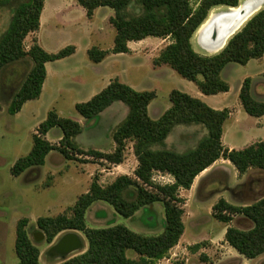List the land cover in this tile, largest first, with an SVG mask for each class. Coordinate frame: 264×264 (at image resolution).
Returning <instances> with one entry per match:
<instances>
[{
  "label": "trees",
  "instance_id": "trees-1",
  "mask_svg": "<svg viewBox=\"0 0 264 264\" xmlns=\"http://www.w3.org/2000/svg\"><path fill=\"white\" fill-rule=\"evenodd\" d=\"M85 10L87 18L94 11L107 7L113 11L109 23L115 29L113 47L102 50L91 47L88 59L101 63L110 53H129L128 43L140 42L146 38L169 39L170 42L155 58V66H167L181 78L192 82L200 93L215 96L229 92V85L221 79V72L230 63L246 65L249 61L264 55V8L253 15L235 33L224 48L214 55L197 53L191 40L217 7L236 8L240 0H75ZM45 0H0V11L6 10L10 17L6 28L0 34V90L1 74L11 64L29 59L31 67L19 87L7 103L9 115H16L23 106L40 97L46 79L47 63L72 56L76 48L66 46L56 53H48L35 40L26 49L25 39L40 29V18ZM156 98L155 91H135L115 79L107 87L86 102L77 103L75 110L86 123L96 119L113 103L121 102L128 112L124 120L112 133L114 149L109 153L93 149L83 150L75 142L82 126L69 118L49 111L32 137L30 152L17 159L10 169L12 177L41 168L46 157L53 151L59 152L68 161L86 163L78 157L103 159L118 166L125 160L128 143H132L137 161L134 178L118 176L107 186L91 182L86 193L80 195L69 214L53 217H39L36 227L47 244L65 231L80 232L87 240V249L60 264H156L166 258L171 249L178 245L184 233L183 215L185 200L181 190H190L194 180L218 160L228 161L239 176L249 169L264 172V141H256L241 149H228L222 144L223 127L229 118V110H215L202 100L179 90L169 93L171 106L158 119L149 115V105ZM238 99L244 112L255 118L264 116V100L252 95L251 79L242 82ZM179 125H198L206 129L194 147L182 152L161 148L162 144ZM54 128L61 132L57 146L45 139ZM156 174L167 175L172 183L156 184ZM95 202H104L123 218H131L143 208L161 203L164 211L163 231L156 236L136 233L124 226L105 228L87 227L85 217ZM214 217L228 224L232 217L241 216L252 223L248 230L228 227L224 241L246 259H256L264 254V196L247 206H236L220 199L214 206ZM148 224L155 222L146 216ZM28 219L17 222L15 232V254L18 264H40V250L29 238L26 226ZM201 244L189 249L197 252ZM133 251L137 259H129L127 251Z\"/></svg>",
  "mask_w": 264,
  "mask_h": 264
},
{
  "label": "rangeland",
  "instance_id": "rangeland-1",
  "mask_svg": "<svg viewBox=\"0 0 264 264\" xmlns=\"http://www.w3.org/2000/svg\"><path fill=\"white\" fill-rule=\"evenodd\" d=\"M244 1L240 0V4ZM191 3L195 7L197 1L192 0ZM60 8L67 10L64 16H55L53 11ZM227 10L226 7H217L210 13ZM45 11L41 29L25 39V48L28 49L36 40L48 53H56L69 45L75 46L76 52L73 57L56 65L59 67L57 71L66 75L61 77V83H54L52 78H49L47 89L42 95L28 102L16 115L7 113V103L28 73L31 62L24 59L8 65L1 74L0 264H18L14 249L15 232L17 222L23 218L28 219L26 230L30 240L40 250V264H60L82 253L85 249L82 242L87 244L82 233L65 231L51 244H47L44 237L41 238L36 220L39 217L69 214L68 209L80 195L86 193L95 177L102 186L109 185L121 175L134 178L135 159L129 151L132 146L130 143L126 146L125 160L119 168L103 159L78 157L86 163L68 161L59 152L53 151L46 164L38 171L28 170L19 177H12L10 174L14 162L30 152L33 134L37 133L38 125L52 110L81 124L82 131L75 138L79 148L111 152L114 149L112 133L126 117L127 106L115 102L96 119L86 123L75 110V104L85 102L115 79L138 92H156V98L149 105V114L152 117L154 112H165L170 108L169 93L175 89L190 96L197 94L206 104L220 103L214 107L229 109L232 116L224 124L222 139L227 147L241 149L256 141H264V117L248 116L238 99L242 82L250 78L252 95L258 100H264V61L254 59L246 65L228 64L221 72V79L230 87L228 94L206 96L200 93L192 82L181 78L169 67L155 66V58L168 45L169 39L150 37L146 38L144 43L133 42L130 45V53H110L99 66L88 59L87 50L91 47L107 51L112 49L115 29L109 23V18L113 16V11L101 7L89 19L85 10L75 0H45ZM9 17L8 11H0V34L6 28ZM50 19L53 20L51 25ZM46 23L50 26H46ZM191 43L199 54H216L203 50L198 44L196 34ZM210 98L214 99L210 101ZM59 134L60 130L54 128L45 139L57 146ZM205 135L206 129L201 126L179 125L173 129L161 148L182 152L194 147ZM153 181L164 185L172 180L167 175L156 174ZM196 186L195 195L183 206L182 220L185 229L180 243L171 249L166 258L156 264H264V254L256 259H246L225 244L223 238V233L228 227L248 230L252 223L241 216H235L230 223L224 224L215 219L213 211V206L220 199L232 205L247 206L263 197L264 172L249 169L246 174L239 176L231 164L219 161L207 177L197 181ZM148 215L155 219L154 223H147V220H151L146 218ZM85 221L89 228L121 225L142 235L156 236L163 231L164 211L161 203H155L126 219L118 215L110 205L95 202L88 209ZM67 234L76 235L80 247L74 252L63 254L56 246ZM195 244H201L202 247L197 252H192L189 248ZM126 255L129 259H137L136 253L131 250L127 251Z\"/></svg>",
  "mask_w": 264,
  "mask_h": 264
},
{
  "label": "bare ground",
  "instance_id": "bare-ground-1",
  "mask_svg": "<svg viewBox=\"0 0 264 264\" xmlns=\"http://www.w3.org/2000/svg\"><path fill=\"white\" fill-rule=\"evenodd\" d=\"M263 4L264 0H245L227 12L210 13L196 33L198 44L208 53L221 51Z\"/></svg>",
  "mask_w": 264,
  "mask_h": 264
},
{
  "label": "crops",
  "instance_id": "crops-1",
  "mask_svg": "<svg viewBox=\"0 0 264 264\" xmlns=\"http://www.w3.org/2000/svg\"><path fill=\"white\" fill-rule=\"evenodd\" d=\"M98 9H96L95 11H94V14H95V12L97 11ZM67 10L65 9V8H60V9H55V11H53V14L55 15V16H57V15H59V14H64L65 12H66ZM45 4H44V10H43V12H42V14H41V18H40V29H41V26H42V23H43V20H44V14H45ZM86 14V13H85ZM94 14H93V16H94ZM64 16V15H63ZM87 17V16H86ZM45 22H47L48 23V21H46L45 20ZM51 22L53 23V20L52 19H50V21H49V24L51 25ZM46 23V24H47ZM49 24H47L46 26H48ZM49 25V26H50ZM39 29V30H40ZM30 35H32V34H30ZM28 37V36H27ZM144 42H146L145 40H143V41H140L139 43H144ZM136 43H138V42H136ZM131 44H133V42H130V43H128V47H129V53L131 52V48H130V45ZM75 47V46H74ZM76 48V47H75ZM76 52V51H75ZM75 55V53L72 55V56H70V57H68V58H65V59H63V60H66V59H69V58H71V57H73ZM106 59V58H105ZM104 59V60H105ZM63 60H60V61H56V62H51V63H47L46 65H45V68H46V79H45V82H44V84H43V87H42V91H41V95H42V93H43V91L45 90V89H47V81H48V79L49 78H52V80L54 81V83H57V84H60L61 83V79L63 78V77H65L66 75H64V74H62L61 72H59V71H57V68H59L58 66H56V65H58L57 63H59V62H61V61H63ZM104 60L101 62V63H98V64H95V65H101L103 62H104ZM259 61H264V55L262 56V58H260V59H258ZM94 64V63H93ZM248 64V63H247ZM99 69V68H98ZM262 74L264 75V71L262 72ZM62 77V78H61ZM108 85V84H107ZM107 85L105 86V87H107ZM105 87H103L101 90H103ZM51 90V89H50ZM100 90V91H101ZM99 91V92H100ZM98 92V93H99ZM97 94V93H96ZM95 94V95H96ZM226 94H228V93H224V94H218V95H215V96H212V97H217V96H219V95H226ZM94 96V95H93ZM93 96H91L89 99H91ZM192 97H195V98H200V100H202V101H204V102H206L203 98H201L199 95H197V94H194ZM88 99V100H89ZM214 98H210V101L211 100H213ZM88 100H86V101H88ZM85 101V102H86ZM30 102V101H29ZM28 103V102H27ZM27 103L23 106V107H25L26 105H27ZM77 104V103H76ZM75 104V105H76ZM209 106H211L212 108H214L215 110H222L221 108H219V107H214V106H218V105H220V103L219 102H214V103H212V105H211V103L209 104V103H207ZM113 105V104H112ZM111 105V106H112ZM110 106V107H111ZM23 109V108H22ZM149 109V108H148ZM224 109H227V108H224ZM229 110V109H228ZM240 111V110H239ZM21 112V111H20ZM19 112V113H20ZM19 113H17V114H19ZM164 112H154V117H152L150 114V117L152 118V119H158L162 114H163ZM241 113V112H240ZM59 115V114H58ZM60 116V115H59ZM232 116V114L230 113L229 114V117H231ZM62 117V116H61ZM264 117V116H263ZM263 117H261V118H263ZM65 118V117H64ZM80 124V123H79ZM81 125V124H80ZM49 134V133H48ZM48 134L46 135V137L48 136ZM61 139V134H59V136H58V141ZM222 139H223V136H222ZM131 145H132V143H130ZM222 144H223V146L225 147V148H228V149H234L233 147H227L226 145H224V143H223V141H222ZM93 150H96V149H93ZM96 151H98V150H96ZM113 151V150H112ZM130 151V153H131V156L135 159V168H136V166H137V161H136V158H135V156H134V154H133V149H132V146H131V149L129 150ZM99 152H101V151H99ZM104 153V152H103ZM52 154V152L51 153H49V155L46 157V160H45V164H46V161H47V159H48V157L50 156ZM219 161H223L224 163H227L228 165L230 164L228 161H224V160H218L217 162H215L211 167H209L208 169H206L205 171H203L199 176H197L196 177V179L194 180V183H193V185H192V187H191V189L190 190H181L180 192H179V195H180V197H182L184 200H185V205L189 202V200H190V197H192L193 195H195V191H196V183H197V181H199L200 179H204L205 177H207L208 175H209V173H210V171L212 170V169H214L216 166H217V163H219ZM122 165V164H121ZM121 165H118L117 166V168H119ZM39 170V168H36V169H31V170H29V171H38ZM30 172V173H31ZM235 172H236V170H235ZM25 173V172H24ZM23 173V174H24ZM237 173V172H236ZM87 191H88V189H87ZM86 191V192H87ZM184 205V206H185ZM224 234H225V232L223 233V238H224ZM77 237V236H76ZM78 238V237H77ZM179 243H180V241H179ZM82 244H83V247L85 246V249L83 250V252L87 249V244L86 245H84V243L82 242ZM225 244H226V242H225ZM82 252V253H83Z\"/></svg>",
  "mask_w": 264,
  "mask_h": 264
},
{
  "label": "water",
  "instance_id": "water-1",
  "mask_svg": "<svg viewBox=\"0 0 264 264\" xmlns=\"http://www.w3.org/2000/svg\"><path fill=\"white\" fill-rule=\"evenodd\" d=\"M227 9L231 10L233 8H227ZM227 11H225V12H227ZM41 238H43V235H41ZM56 247L62 248L63 254H68V253L76 251L80 247V242H79V239L76 237V235L67 234L61 239L60 242H58Z\"/></svg>",
  "mask_w": 264,
  "mask_h": 264
},
{
  "label": "built area",
  "instance_id": "built-area-1",
  "mask_svg": "<svg viewBox=\"0 0 264 264\" xmlns=\"http://www.w3.org/2000/svg\"><path fill=\"white\" fill-rule=\"evenodd\" d=\"M160 175H162V174H160ZM170 177V176H169ZM171 178V177H170ZM171 180H172V178H171ZM173 181V180H172ZM172 181H170V183H172ZM169 184V183H168Z\"/></svg>",
  "mask_w": 264,
  "mask_h": 264
},
{
  "label": "flooded vegetation",
  "instance_id": "flooded-vegetation-1",
  "mask_svg": "<svg viewBox=\"0 0 264 264\" xmlns=\"http://www.w3.org/2000/svg\"><path fill=\"white\" fill-rule=\"evenodd\" d=\"M60 251H62V252H63V249H62V248H60Z\"/></svg>",
  "mask_w": 264,
  "mask_h": 264
}]
</instances>
